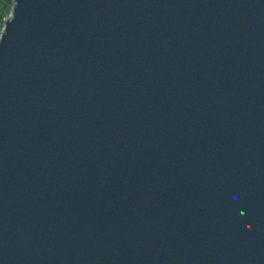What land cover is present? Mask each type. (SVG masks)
I'll return each instance as SVG.
<instances>
[{
	"label": "water",
	"instance_id": "water-1",
	"mask_svg": "<svg viewBox=\"0 0 264 264\" xmlns=\"http://www.w3.org/2000/svg\"><path fill=\"white\" fill-rule=\"evenodd\" d=\"M0 264H264V0H13Z\"/></svg>",
	"mask_w": 264,
	"mask_h": 264
},
{
	"label": "trees",
	"instance_id": "trees-1",
	"mask_svg": "<svg viewBox=\"0 0 264 264\" xmlns=\"http://www.w3.org/2000/svg\"><path fill=\"white\" fill-rule=\"evenodd\" d=\"M13 6V0H0V32L4 21L9 17Z\"/></svg>",
	"mask_w": 264,
	"mask_h": 264
}]
</instances>
